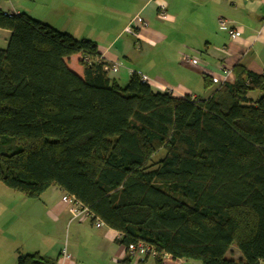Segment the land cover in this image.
<instances>
[{
  "label": "trees",
  "instance_id": "obj_1",
  "mask_svg": "<svg viewBox=\"0 0 264 264\" xmlns=\"http://www.w3.org/2000/svg\"><path fill=\"white\" fill-rule=\"evenodd\" d=\"M0 29L10 32L0 50V184L32 200L61 189L117 232L126 254L139 242L154 248L155 264L161 254L264 264V75L237 64L214 86L202 68L203 90H214L190 101L154 92L136 72L121 87L94 41L24 14L0 11ZM77 54L81 77L65 64Z\"/></svg>",
  "mask_w": 264,
  "mask_h": 264
},
{
  "label": "crops",
  "instance_id": "obj_2",
  "mask_svg": "<svg viewBox=\"0 0 264 264\" xmlns=\"http://www.w3.org/2000/svg\"><path fill=\"white\" fill-rule=\"evenodd\" d=\"M190 4H194L199 11L207 8L211 16L210 24L199 28L207 35L202 40L203 44L199 45L198 41L194 40L195 46L203 47L201 64L193 65V62L187 61L194 70V80L196 81L197 78V84L202 87L201 74L205 72L202 70L205 67L221 81H223L221 71L225 69L231 71L237 64L243 65L254 74L264 75V0H196ZM159 9H164L165 14L161 15ZM169 9L170 5L164 0H0V11L4 14H24L35 21L44 22L43 24L55 30L56 25L54 26L49 20L57 16L56 22H61L65 29L63 33L71 35L76 40L94 41L99 48L101 58L110 67L120 64L118 70L113 73L119 85L128 80L130 73L139 72L148 77L147 84L152 90L155 89L159 93L170 91L176 97H197L194 94L197 90L187 89L184 84L168 88L162 79L152 80L149 77L150 70L145 66V56L144 63L141 64L139 61H134L133 57L124 54L125 51L117 48L119 38L129 30L140 45V49L145 45L154 48L157 46V41L165 42L166 36L159 30L160 27L155 20L159 18L162 21H170L164 28L165 31L168 26L176 29L177 18L169 13ZM101 11L109 15L118 27L121 25L119 30L114 28L115 25L111 28L104 27L101 19L95 16L96 12L101 13ZM137 18L144 20L146 26H141ZM219 18L228 21L231 29L235 30L234 41L218 26ZM179 28H182V24H179ZM9 36V31L0 29V50L6 49ZM79 57L78 54L73 55L66 58V61L72 64L68 66L75 74L81 73L79 75L81 77L82 68L75 66ZM155 90L153 91L156 92ZM248 97L253 101L258 98L250 96V93ZM2 193L5 198L14 202L13 205L18 210L21 211L20 205L24 203L26 206L23 211L38 209L44 219L40 216L36 219L34 213H29L31 220L34 221V228L39 234L37 237L22 235L16 237L3 233L4 227L12 218L5 215L0 229V264H16L19 255L39 254L51 259L57 257L60 259L59 254L63 249L69 256L63 264H132L125 262L126 250L115 242L119 238L117 232L105 226L95 228L89 222L72 220L68 207L61 202L64 195L61 189L49 188L35 200L36 203H29L15 194L7 195L6 191ZM15 217L26 219L25 215ZM188 262L174 259L170 255L161 260V264H193ZM137 264H155V262L153 258H148Z\"/></svg>",
  "mask_w": 264,
  "mask_h": 264
},
{
  "label": "rangeland",
  "instance_id": "obj_3",
  "mask_svg": "<svg viewBox=\"0 0 264 264\" xmlns=\"http://www.w3.org/2000/svg\"><path fill=\"white\" fill-rule=\"evenodd\" d=\"M194 1L196 2V0H164V2L170 5L169 13L177 18V26H176L177 28L174 29L173 26H168L166 31L164 28L168 25V23H170V21L168 22L162 21L159 18L155 20V22H157V24L160 27L159 30L166 36L165 42L157 41L156 42L157 46L154 48H150V46L145 45L142 46L140 49V45L137 44L138 42L133 38L132 33L129 32L130 31L129 30L126 33L122 34V36L119 38L117 42V48L119 50L125 51L124 54L126 53L127 56L133 57L134 61L136 62L139 61L141 64L144 63L143 59L145 56V66L149 68L150 70L149 77L152 80L160 81V79H162L164 82H166L167 85L165 86H167L168 88H174L177 85L181 86V84H184L186 85L187 89H191V88L196 89L197 92L194 94H196V96L200 100H205L212 94L214 90V86H211L208 90L204 91L203 88L200 86V84L199 83L197 84V78L196 81L194 80V73H193L194 70L191 68V66L188 64L189 62L187 61L191 60L194 61L195 63L197 62L198 63L197 65L201 64V60H203V57H201V53L203 52V47L202 45L200 48L197 47L198 45L195 46L194 40H197L199 45L203 44L202 40L207 35L199 28L202 26L205 27L206 25L210 24L211 16L209 15V11L207 8H205L202 11H199L197 10V7L194 4L192 5L190 4V2H194ZM95 16L98 19H101V22L103 23L105 28H111V26L115 25L114 28L119 30V28L121 27V25L120 27H118V25L115 24L114 21L111 19V17L107 15L105 12L102 11L101 13L96 12ZM57 19H58L57 16H53L51 20L49 19L48 20L51 21L54 26L56 25V30H58V32L63 33V30H65L63 24L61 22H56ZM199 22H200V26H199ZM179 24H182L181 29L179 28ZM193 50H198V52H193ZM80 59L81 57H79V59L76 61L75 66L81 68V66L78 64ZM65 64L67 68L70 71H72L69 68V66H72V64L67 62L66 59H65ZM116 65L120 66V64H116ZM75 66L73 65V67ZM79 75H81V73H79ZM109 77L111 79H115L116 75L113 73H109ZM140 81H142L141 78ZM147 81L149 82V79H147ZM126 83L127 81L121 84L120 86L124 87ZM164 93H168L169 95L173 96V93L170 91ZM259 95L260 92L258 91H253L250 93V96L252 97L253 96L258 97ZM188 97L190 100L191 97L190 96ZM163 156H164V151L159 150L154 155L153 161L156 162L160 160ZM1 189L2 191H6L7 195L15 194L19 197H23L22 199H26V201H29V203H36L35 200L32 199L28 200L27 198H24V196H22L20 193L11 191L6 187H4L2 184H0V229L2 227L1 222L4 219L5 215L12 216L13 219L11 218L10 220L11 222L4 227L3 233H7L16 237H19V235L26 237H31V236L37 237L39 233H37L36 229L34 228V221L31 220L30 214L34 213L35 215L34 217L36 219H38L39 216L42 219H44L43 216H41L42 215L41 212L38 209L31 207H30L31 209H29L30 212L28 211V209L26 211H23L22 209L25 208L26 206L24 203L20 205L21 211L18 210V208L15 205H13L14 204L13 201H10L9 199L4 197L5 195L2 193ZM22 215H25L27 220L25 218L15 217ZM227 257L234 260H239L240 254L237 252L236 248L231 247V249L227 254ZM188 263L201 264V262L198 261H189ZM132 264L135 263L133 262Z\"/></svg>",
  "mask_w": 264,
  "mask_h": 264
},
{
  "label": "built area",
  "instance_id": "obj_4",
  "mask_svg": "<svg viewBox=\"0 0 264 264\" xmlns=\"http://www.w3.org/2000/svg\"><path fill=\"white\" fill-rule=\"evenodd\" d=\"M159 13L161 15L165 14V10L164 9H159ZM218 26L227 32V34L229 35L230 39L232 41L235 40L236 38V34H235V30L231 29L229 22L226 21L225 19L219 18L218 19ZM142 25H145L144 23H142ZM85 62H87V59H84ZM119 68V65H114L111 68L109 67H104V70H110L112 72H116ZM140 78H141V82L142 83H147V77L139 72H136ZM231 71L230 70H222L221 74L223 77V81L219 80L218 78H213L212 83L213 84H218L219 82H224L228 76L230 75ZM195 97H191L190 101H194ZM61 202L63 204H65L71 214V218L72 220L75 221H79V222H92L94 224L95 228H100L103 226V223L98 220L97 218L94 217V215L80 202L78 201L74 196L68 195V194H64L61 198ZM158 255L157 251L152 248L149 245H146L142 242L137 243L136 245L130 246L128 248L127 251V257H130L134 263H139V262H143L144 260L148 259V258H156ZM168 256L166 254H161V260H164V258ZM69 258V256L66 254L65 250L63 249L61 251L60 254V259L58 260L59 263L57 264H63V262L65 260H67Z\"/></svg>",
  "mask_w": 264,
  "mask_h": 264
}]
</instances>
